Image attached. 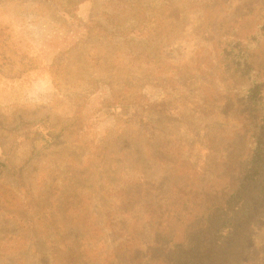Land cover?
Returning a JSON list of instances; mask_svg holds the SVG:
<instances>
[{
  "label": "rangeland",
  "instance_id": "374dc122",
  "mask_svg": "<svg viewBox=\"0 0 264 264\" xmlns=\"http://www.w3.org/2000/svg\"><path fill=\"white\" fill-rule=\"evenodd\" d=\"M260 74L264 0H0V264H264V197L194 208L255 174Z\"/></svg>",
  "mask_w": 264,
  "mask_h": 264
},
{
  "label": "trees",
  "instance_id": "16d2710c",
  "mask_svg": "<svg viewBox=\"0 0 264 264\" xmlns=\"http://www.w3.org/2000/svg\"><path fill=\"white\" fill-rule=\"evenodd\" d=\"M119 2H122L125 4L128 0H118ZM120 12V11H119ZM136 14H140L142 11H131ZM118 17V16H116ZM138 23V22H137ZM138 28L142 31H148L149 34L154 30V26H148L145 24H139L137 25ZM122 27L118 26L115 30H121ZM125 32L122 33H129V31L124 30ZM121 32V31H120ZM130 32H133L131 30ZM238 56H240V61H242L239 65L242 67L243 70H247L250 68L249 66L252 65V62H249L247 60V57H249L247 49L243 50L241 53L239 51ZM238 72V71H237ZM243 77L246 76V72H244ZM256 77H259L256 79ZM248 85L250 87L254 84V82L260 83L259 89L262 90L260 92L259 98L257 99V102H260V106L258 108L250 109L251 112L247 114V120L243 121L244 128L242 131V137L243 142L247 146V162H244L243 167H245L243 170L246 171V173H250L251 171H254V175H249V177L244 179L242 182L238 183V178H234V176H231L227 181V191L228 193L225 194V196L228 198V200H224L222 198V195L218 192L215 194V197H211L208 193L200 194L205 195L204 200L200 201V204H205V208L200 210L198 208V205L196 206L195 203V209L198 210L197 214L201 213L203 215V218H209L210 222H212V225L215 226V232L218 239L221 237L222 230H226L227 234L232 235L234 233V230L236 229L237 225H239V221L242 219V215L248 213L249 207L251 206L252 197L255 195L256 198H262L264 197V191H262L261 184L262 179H264V76L262 74L260 75H249L246 79ZM258 92V94H259ZM263 96H262V95ZM155 108L159 107L158 105H154ZM156 111V110H155ZM159 112V111H158ZM132 121V120H131ZM133 122L137 123V121L133 120ZM141 123H143V127H141L142 131H149L148 123L144 120H140ZM157 132V131H156ZM158 133V132H157ZM242 167V168H243ZM243 171H240V168L237 169L236 173H241ZM225 183V181H223ZM221 195V196H220ZM252 195V197H251ZM219 204L221 209L216 212L214 211V208L216 205ZM208 210V212H206ZM206 212V213H205ZM205 216V217H204ZM161 218V217H160ZM242 221V220H241ZM168 236V235H167ZM219 240V239H218ZM172 241V238L170 239ZM220 244H223V242H220ZM168 257L166 258V260ZM192 256H188V254H185V257L180 259H177L176 257L169 258L170 261L167 260L168 264H194Z\"/></svg>",
  "mask_w": 264,
  "mask_h": 264
}]
</instances>
